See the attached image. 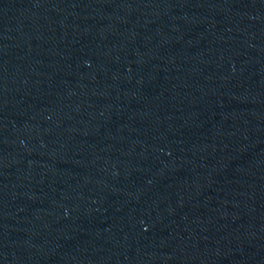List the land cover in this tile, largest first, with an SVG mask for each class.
<instances>
[{
    "label": "water",
    "instance_id": "1",
    "mask_svg": "<svg viewBox=\"0 0 264 264\" xmlns=\"http://www.w3.org/2000/svg\"><path fill=\"white\" fill-rule=\"evenodd\" d=\"M0 264H264V0H0Z\"/></svg>",
    "mask_w": 264,
    "mask_h": 264
}]
</instances>
